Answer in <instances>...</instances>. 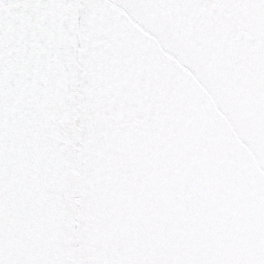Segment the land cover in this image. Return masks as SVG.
Here are the masks:
<instances>
[{
  "label": "snow or ice",
  "instance_id": "snow-or-ice-1",
  "mask_svg": "<svg viewBox=\"0 0 264 264\" xmlns=\"http://www.w3.org/2000/svg\"><path fill=\"white\" fill-rule=\"evenodd\" d=\"M0 264H264V0H0Z\"/></svg>",
  "mask_w": 264,
  "mask_h": 264
}]
</instances>
